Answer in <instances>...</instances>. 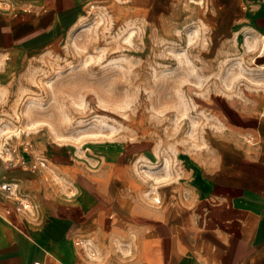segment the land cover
Here are the masks:
<instances>
[{
    "label": "rangeland",
    "instance_id": "374dc122",
    "mask_svg": "<svg viewBox=\"0 0 264 264\" xmlns=\"http://www.w3.org/2000/svg\"><path fill=\"white\" fill-rule=\"evenodd\" d=\"M212 14L207 0H89L53 48L0 55V177L28 144L69 194L60 164L115 162L124 203L161 206L190 158L241 138L239 112L264 120L259 36Z\"/></svg>",
    "mask_w": 264,
    "mask_h": 264
},
{
    "label": "crops",
    "instance_id": "0c3cea01",
    "mask_svg": "<svg viewBox=\"0 0 264 264\" xmlns=\"http://www.w3.org/2000/svg\"><path fill=\"white\" fill-rule=\"evenodd\" d=\"M207 1L211 17L259 36L264 62V0ZM88 2L0 0V55L53 48ZM239 116L231 127L241 138L190 158L182 181L161 189L159 207L122 201L115 162L89 172L60 164L72 194L39 172L3 168L0 181L15 183L38 212L24 216L0 200V264H264L263 114Z\"/></svg>",
    "mask_w": 264,
    "mask_h": 264
},
{
    "label": "built area",
    "instance_id": "2783aa9c",
    "mask_svg": "<svg viewBox=\"0 0 264 264\" xmlns=\"http://www.w3.org/2000/svg\"><path fill=\"white\" fill-rule=\"evenodd\" d=\"M8 156L3 160L5 169H22L31 172H38L46 168V161L43 158H34L31 152V146L25 144L17 150L11 149ZM0 200L6 204L16 206L20 213L29 216L34 213L32 203L17 188L15 183L0 181ZM5 214L10 213V208H4Z\"/></svg>",
    "mask_w": 264,
    "mask_h": 264
},
{
    "label": "bare ground",
    "instance_id": "6f19581e",
    "mask_svg": "<svg viewBox=\"0 0 264 264\" xmlns=\"http://www.w3.org/2000/svg\"><path fill=\"white\" fill-rule=\"evenodd\" d=\"M156 202H159V200L156 199Z\"/></svg>",
    "mask_w": 264,
    "mask_h": 264
}]
</instances>
